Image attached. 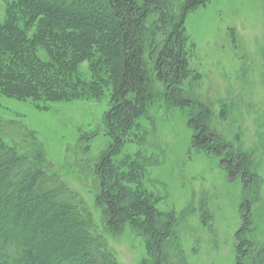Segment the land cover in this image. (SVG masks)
<instances>
[{"label": "trees", "instance_id": "trees-1", "mask_svg": "<svg viewBox=\"0 0 264 264\" xmlns=\"http://www.w3.org/2000/svg\"><path fill=\"white\" fill-rule=\"evenodd\" d=\"M12 1L20 6L15 10L19 17L8 12L0 23V92L18 100L70 101L99 97L110 86V107L102 123L111 141L94 167L99 181L95 206L113 236L129 225L144 240L151 264H186L176 241V218L159 211L158 199L142 186L147 166L136 155L123 166L113 157L148 103L159 96L155 81L168 104L187 109L191 146L224 157L225 169L239 171L243 185L248 183L252 154L213 133L209 105L182 88L191 74L185 18L209 0H184L179 13L168 0ZM32 25L36 30L29 40L26 31ZM81 62L88 63L90 82L81 79ZM251 201L242 204L241 227L235 234L237 264L248 258L252 246L246 237ZM0 264H109L72 189L1 137ZM250 264H264V243Z\"/></svg>", "mask_w": 264, "mask_h": 264}, {"label": "rangeland", "instance_id": "rangeland-1", "mask_svg": "<svg viewBox=\"0 0 264 264\" xmlns=\"http://www.w3.org/2000/svg\"><path fill=\"white\" fill-rule=\"evenodd\" d=\"M168 1L179 13L184 0ZM19 8L12 0H0V23L8 12L19 17ZM19 24L23 27L24 21ZM184 26L191 74L182 88L209 105L213 133L252 154V176L244 186L239 171L221 164L224 157L193 148L187 109L168 104L155 81L159 96L148 103L113 160L123 166L136 155L147 166L142 186L158 199L159 211L176 218V241L186 264H237L235 234L242 204L253 199L246 233L252 246L241 263L250 264L264 243V0H209L188 13ZM35 30L36 25L28 27L29 40ZM40 51L36 47L46 57ZM78 69L81 79L92 80L87 62ZM110 94L108 86L99 97L49 101L18 100L0 92V137L72 189L109 264H151L144 240L129 225L113 236L94 203L99 187L95 163L111 141L102 123Z\"/></svg>", "mask_w": 264, "mask_h": 264}]
</instances>
